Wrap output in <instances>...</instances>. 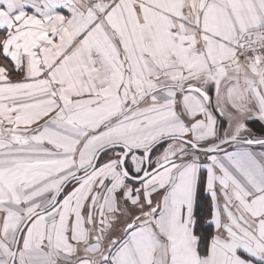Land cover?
I'll return each mask as SVG.
<instances>
[{"label":"snow or ice","instance_id":"obj_1","mask_svg":"<svg viewBox=\"0 0 264 264\" xmlns=\"http://www.w3.org/2000/svg\"><path fill=\"white\" fill-rule=\"evenodd\" d=\"M0 264H264V0H0Z\"/></svg>","mask_w":264,"mask_h":264}]
</instances>
